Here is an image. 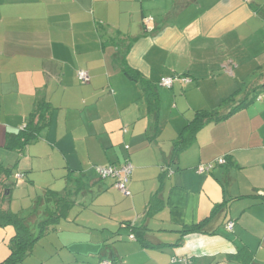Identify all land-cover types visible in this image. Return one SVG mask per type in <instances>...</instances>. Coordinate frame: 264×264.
Returning a JSON list of instances; mask_svg holds the SVG:
<instances>
[{
    "label": "crops",
    "instance_id": "1",
    "mask_svg": "<svg viewBox=\"0 0 264 264\" xmlns=\"http://www.w3.org/2000/svg\"><path fill=\"white\" fill-rule=\"evenodd\" d=\"M125 52L158 92L157 120ZM263 84L264 0H0V165L36 196L76 189L68 177L84 183L58 225L67 236L36 244L23 264H264V97L174 155L197 117L224 116L226 99ZM37 99L51 105L49 126L22 152L8 149ZM220 158L228 164L198 171ZM127 161L125 196L96 167ZM206 220L207 233H185ZM15 235L0 227V264Z\"/></svg>",
    "mask_w": 264,
    "mask_h": 264
},
{
    "label": "trees",
    "instance_id": "2",
    "mask_svg": "<svg viewBox=\"0 0 264 264\" xmlns=\"http://www.w3.org/2000/svg\"><path fill=\"white\" fill-rule=\"evenodd\" d=\"M147 20H151V19L145 20L146 26L149 25L146 24ZM125 56H126V52L124 53V57L122 60V65L125 69V73L130 79L137 81L142 85L144 95L149 107V114L154 119L157 120L160 111L159 110L160 100H159L158 92L154 88V86H152L148 81L145 80L142 74H140L136 70L131 69L127 65ZM256 89L252 90L250 96L245 101L239 102L234 100L235 95H233L229 99H226L223 104L230 106V112H228V114L221 116V115H217L216 113L215 114L210 113L211 115L209 113H206L200 115L194 121H192L189 125V127L192 128L189 135L190 137H188L187 139H181L175 144V148H174L175 157L178 156L184 150H186V148L191 144L192 140L195 138L196 133L205 125L213 122H221L226 118H228L229 116H231L232 114H234L235 112L241 110L243 107L249 106L255 100L262 99L264 97L262 96V94H264V84L257 90ZM51 112H52V108L49 102H47L45 99H37L35 103V109L31 113L28 122L25 123V125H23L18 135H15L8 139L6 145L7 148L10 150L22 152L28 146L34 143L39 138L41 132L49 126L51 119ZM218 160L219 159L211 163L205 164L204 166L212 165L213 166L212 169H214L217 166H223L217 163ZM225 160H226V164H224V166L228 164L227 159ZM126 164L132 165L130 161H127L120 165L111 164L100 167L113 166V167L121 168ZM97 168L99 167H96V172H97ZM212 169H210L208 172H210ZM12 172L13 171L11 169H5L0 165V227L5 228L10 226L13 227L16 231V235L10 244L11 255L2 264H23L25 260L33 253L35 245L38 243V241L41 238H45L53 231H56L58 229V225L60 221L66 217L69 210L72 209L75 204L73 201L74 192L76 191L78 192L82 190L84 183H83V179L81 178L74 180L71 179V177H68L67 184L68 185L74 184L76 189L74 190L67 189L63 194H58L52 189H44L42 193L38 194L37 197L35 198L29 214H26V216H21L18 213H14L10 208L11 194L13 192V185H11L10 183V176L12 175ZM172 173L173 172L170 170L169 173L167 174L171 175ZM97 175L101 180H109V179L113 180L115 187L117 181L116 179L113 178L103 179L99 176L98 173ZM20 176H21L20 178L17 177V182L19 183L23 181L25 175L20 174ZM132 176L133 173L127 182L128 190ZM217 212H218V208L213 212L211 219L214 218ZM208 222H209L208 220L203 221L202 223L194 227H191L190 229L185 230V233L205 234L207 233L205 228L207 227ZM230 223L235 224L232 221L229 222L226 225V229ZM35 226L38 227L37 237H35L32 232ZM135 238H136L135 240H140L141 242H143L142 239H139L136 236ZM107 264H120V263L114 260L113 263H107Z\"/></svg>",
    "mask_w": 264,
    "mask_h": 264
},
{
    "label": "built area",
    "instance_id": "3",
    "mask_svg": "<svg viewBox=\"0 0 264 264\" xmlns=\"http://www.w3.org/2000/svg\"><path fill=\"white\" fill-rule=\"evenodd\" d=\"M243 1H247V0H243ZM152 20H147L146 24H150ZM78 78L82 83H86L89 82L90 77L89 74L86 71H79L78 72ZM175 78H163L160 82L161 86L167 87V88H172L174 82H175ZM125 133L127 132V130H124ZM217 163L219 165H224L226 164V160L224 158H221L217 161ZM213 166L212 165H208V166H200L199 167V172L201 173H205L208 172L210 169H212ZM133 166L131 164H126L124 166H122L121 168L118 167H113V166H109V167H99L97 168V173L99 174V176L103 179L105 178H113L116 179V185L115 187L122 192L124 195H129V190L127 187V182L128 179L131 177L132 173H133ZM18 177L20 178L21 176L18 175ZM234 227L233 223H230L227 226L228 230H232ZM131 240H135V236L132 235L130 237Z\"/></svg>",
    "mask_w": 264,
    "mask_h": 264
},
{
    "label": "rangeland",
    "instance_id": "4",
    "mask_svg": "<svg viewBox=\"0 0 264 264\" xmlns=\"http://www.w3.org/2000/svg\"><path fill=\"white\" fill-rule=\"evenodd\" d=\"M15 171L12 172V175L10 176V182H13V184H15L13 186V197L15 198L13 200V203H14V211H16L18 214H20L21 216H26V214H29L30 212V209L32 208L33 206V202L35 200V198L37 197L36 194L34 193V190L32 191H28L26 189H23V188H20L21 186V183L19 182H15ZM17 181V180H16ZM18 183V184H17ZM42 191L39 192V194H41ZM82 211V210H81ZM15 213V212H14ZM79 213V209L78 207H76V209L73 210V212L71 213V217H73V219L77 218V221H78V217H77V214ZM80 213H83V212H80ZM79 213V214H80ZM78 214V215H79ZM72 219V220H73ZM61 226V227H60ZM59 228V232L55 231L54 233H51L49 234L48 236H46L45 238H41L39 241H38V249H40V247H42V243H45L46 241H48V239H58V235L60 236H64L66 237L67 234H68V229L67 230H64V232H62V228L63 227H68V226H64V222H62L60 224ZM58 228V229H59ZM72 231H78L79 229L76 228H72L71 229ZM33 235L35 237L38 236V227H34L33 228ZM59 233V234H58ZM37 248V246H36ZM38 251V250H37Z\"/></svg>",
    "mask_w": 264,
    "mask_h": 264
}]
</instances>
